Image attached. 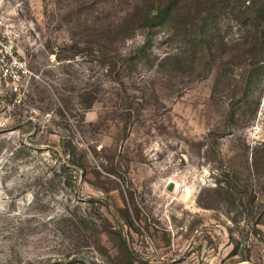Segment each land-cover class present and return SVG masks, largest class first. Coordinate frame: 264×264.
I'll return each instance as SVG.
<instances>
[{
	"label": "rangeland",
	"instance_id": "1",
	"mask_svg": "<svg viewBox=\"0 0 264 264\" xmlns=\"http://www.w3.org/2000/svg\"><path fill=\"white\" fill-rule=\"evenodd\" d=\"M141 1L0 0V264H264V0Z\"/></svg>",
	"mask_w": 264,
	"mask_h": 264
},
{
	"label": "trees",
	"instance_id": "2",
	"mask_svg": "<svg viewBox=\"0 0 264 264\" xmlns=\"http://www.w3.org/2000/svg\"><path fill=\"white\" fill-rule=\"evenodd\" d=\"M178 2L179 0H142L140 3L134 4V7L132 9L133 12L130 13L129 22H139V24H142L146 27L162 25L164 24V20L170 15L174 8H176ZM94 102L95 98L90 99L89 101H87V103L84 104L83 108L87 109L91 107ZM111 161L112 159H109L108 161V163H110V167H103V170L111 176L121 175L123 173V171H121V165L113 164ZM119 210L122 213L121 223L130 224L133 220V217L128 209L124 207L119 208ZM129 258L131 259L130 255ZM70 263V261L66 262V264Z\"/></svg>",
	"mask_w": 264,
	"mask_h": 264
},
{
	"label": "bare ground",
	"instance_id": "3",
	"mask_svg": "<svg viewBox=\"0 0 264 264\" xmlns=\"http://www.w3.org/2000/svg\"><path fill=\"white\" fill-rule=\"evenodd\" d=\"M184 198V197H183Z\"/></svg>",
	"mask_w": 264,
	"mask_h": 264
}]
</instances>
